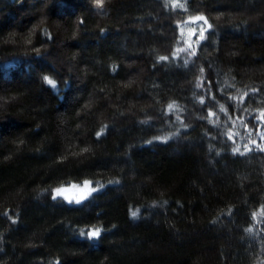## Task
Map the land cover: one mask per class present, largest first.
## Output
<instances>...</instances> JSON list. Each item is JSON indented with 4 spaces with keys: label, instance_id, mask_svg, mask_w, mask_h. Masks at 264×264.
I'll return each instance as SVG.
<instances>
[{
    "label": "trees",
    "instance_id": "obj_1",
    "mask_svg": "<svg viewBox=\"0 0 264 264\" xmlns=\"http://www.w3.org/2000/svg\"><path fill=\"white\" fill-rule=\"evenodd\" d=\"M166 3L0 0V264H264V0Z\"/></svg>",
    "mask_w": 264,
    "mask_h": 264
},
{
    "label": "snow or ice",
    "instance_id": "obj_2",
    "mask_svg": "<svg viewBox=\"0 0 264 264\" xmlns=\"http://www.w3.org/2000/svg\"><path fill=\"white\" fill-rule=\"evenodd\" d=\"M95 4H96L97 8L102 9L104 6V0H95ZM166 7H171L174 11L179 9V10L187 13L188 12V0H167ZM190 21L191 22L202 21L203 23L197 24L195 27L188 28V39H184L185 29H186V27ZM211 27H212V25L208 22L207 18L203 14H197L195 16H187L183 21H177V28L179 30L178 41L182 42L183 44H187V48L182 47V46H178L176 51L177 52H187L190 56H195L197 54V48H198L200 42L205 40V38H206L205 32L208 29H211ZM193 36L196 37L195 40L191 39ZM193 45H195L196 47H194ZM172 55L175 56V53H173ZM159 60L166 61V60H168V57L167 56H160ZM187 62L188 61L185 60V63H187ZM200 71L203 72V69L201 68ZM44 80L52 88L57 87L56 81H54L53 79L45 76ZM197 87H203V81H201V83L198 84ZM253 91H258V90H253ZM246 96H248V93L244 92L241 96H239V97L233 96V97H231V99L233 101L238 100L239 103L241 105H243L244 98ZM201 103H203V100H201ZM168 108H169V110H172L174 108V105L170 104V105H168ZM219 110L221 112H225V114H227V110L223 106H220ZM208 115L209 116H216V113L215 112H209ZM252 119L262 122L259 125L253 124L252 125L253 129L264 128V109H259V115L253 116ZM241 123H243V121H241ZM244 127L247 128L248 125L245 124ZM99 134L100 133H98V135ZM249 134H251V130H250ZM257 134L259 135L260 140L264 141V132L258 131ZM229 139H232V135H229ZM164 142H166V139L164 140ZM233 142L235 143V141H233ZM251 143L256 144V150H258L260 152H264V144H257L255 140L251 141ZM245 148L247 149V151L253 150L248 145H245ZM85 151H87V149H85ZM232 152H233V154H239V155H245L246 154L245 152H241L239 146L233 148ZM83 186L85 189H88V191L85 193V195H82L80 198L75 199L76 204L81 203V201L83 199H86L87 196L91 194V192L98 191V188L91 187L90 181H87V180L83 181ZM70 187L77 188L80 186L72 184V185H70ZM66 191H67V189L63 186L56 188L55 189V195H53L52 198L56 199L57 197H63V199L67 200V202L69 204L73 203V199L64 195V193ZM137 215H138V213L136 211L131 212V217L133 219H135L137 217ZM261 215H264V208H262L259 213H253V219H255L257 216H261ZM247 231L252 232V229L249 228V229H247ZM101 232H102V230L100 228H93V229H90L87 231L82 230L80 232V236L86 237L88 240H98L101 236ZM57 264H59V262H57Z\"/></svg>",
    "mask_w": 264,
    "mask_h": 264
},
{
    "label": "rangeland",
    "instance_id": "obj_3",
    "mask_svg": "<svg viewBox=\"0 0 264 264\" xmlns=\"http://www.w3.org/2000/svg\"><path fill=\"white\" fill-rule=\"evenodd\" d=\"M202 23H203L202 21H200V22H191V21H190L189 24L187 25L186 29H185L184 39H188V28L195 27L197 24H202ZM205 27H206V26H205ZM205 33H206V32H205ZM191 39H192V40H195L196 37L193 36ZM178 46H182V47L187 48V44H183V43L180 42V41H179ZM193 46H195V45H193ZM186 53H187V52H177V51H176V52H175V55L178 56V57H181V56L185 55ZM56 55L58 56V53H57ZM179 55H180V56H179ZM60 61H61V59H60V58H57V64H60ZM260 130H262V132H264V128H261ZM73 184H75V185H79L80 187L72 188V187H70V185H69V186L65 187V188L67 189V191L64 193V195L67 196V197H69V198H71V199H73V203H75V199H78V198H80L82 195H85V193L88 191V189H85V188H84V186H83V182H82V183H73ZM71 185H72V184H71ZM91 187H96V186L91 182ZM96 188H98V187H96ZM98 189H99V188H98ZM93 193H94V192H91V194H93ZM91 194H90V195H91ZM54 195H55V191H54ZM90 195H88L87 198H89ZM87 198H86V199H87ZM56 199L64 200L63 197H57ZM86 199H83V200L81 201V203L84 202ZM65 201H67V200H65Z\"/></svg>",
    "mask_w": 264,
    "mask_h": 264
},
{
    "label": "bare ground",
    "instance_id": "obj_4",
    "mask_svg": "<svg viewBox=\"0 0 264 264\" xmlns=\"http://www.w3.org/2000/svg\"><path fill=\"white\" fill-rule=\"evenodd\" d=\"M200 46H202V45H200ZM184 57V56H183ZM186 57V56H185ZM193 62V61H192ZM181 65V64H180Z\"/></svg>",
    "mask_w": 264,
    "mask_h": 264
}]
</instances>
